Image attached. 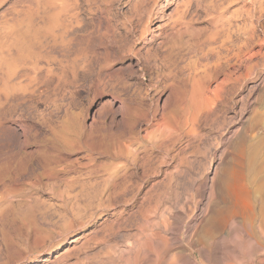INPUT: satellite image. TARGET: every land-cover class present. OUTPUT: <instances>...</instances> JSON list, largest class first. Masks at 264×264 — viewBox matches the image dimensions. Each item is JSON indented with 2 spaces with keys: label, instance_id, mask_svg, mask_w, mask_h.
I'll return each instance as SVG.
<instances>
[{
  "label": "rangeland",
  "instance_id": "rangeland-1",
  "mask_svg": "<svg viewBox=\"0 0 264 264\" xmlns=\"http://www.w3.org/2000/svg\"><path fill=\"white\" fill-rule=\"evenodd\" d=\"M0 264H264V0H0Z\"/></svg>",
  "mask_w": 264,
  "mask_h": 264
},
{
  "label": "bare ground",
  "instance_id": "bare-ground-1",
  "mask_svg": "<svg viewBox=\"0 0 264 264\" xmlns=\"http://www.w3.org/2000/svg\"><path fill=\"white\" fill-rule=\"evenodd\" d=\"M200 91V90H199ZM201 92H203V91H201ZM193 99V98H192ZM191 99V100H192ZM193 101V100H192ZM199 102V101H198ZM197 102V103H198ZM196 103V104H197ZM200 103V102H199ZM205 103V102H204ZM195 103H194V105H196ZM209 104V103H208ZM207 103L206 104H204V106L205 105H208ZM192 106H193V104H192ZM197 106V105H196ZM203 106V105H202ZM194 107V106H193ZM201 107V106H200ZM196 108V110H197V107H195ZM194 108V109H195ZM207 108V107H206ZM200 109V108H199ZM201 110V109H200ZM203 110V109H202ZM202 110H201V112H202ZM193 112V111H192ZM200 112V111H199ZM194 113V112H193ZM196 113H198V111L196 112ZM192 114V113H191ZM195 114V113H194ZM197 115V114H196ZM202 115V114H201ZM199 116H200V113H199ZM197 118V117H196ZM194 120V119H193ZM197 120V119H196ZM193 123V122H192ZM196 124V123H195ZM193 129H194V127H193ZM192 130V129H191ZM188 132L190 133V131L188 130ZM191 132H193V131H191ZM238 149H239V157H240V159H239V165H238V170H232L231 172H229L227 175H226V179H225V183H242L241 181H243V183H244V181L246 182V180H245V177H246V168L244 167V159H245V155H246V149H245V143H242V146L239 148L238 147ZM232 159H233V157H232ZM255 163V160H252V165ZM251 165V166H252ZM227 186H228V189L229 188H231V186L229 185V184H226ZM211 187V186H210ZM211 189H213L212 187H211ZM209 190V191H211L212 192V190ZM215 193V192H214ZM209 194V193H208ZM210 194H212V193H210ZM228 195L230 194V193H227ZM231 194H235V192L234 193H231ZM236 195H238V196H240V198H241V196L243 197H248L249 196V194H248V188H246L245 187V190L242 192V191H240V193H236ZM206 196H209V195H206ZM210 197H212V196H210ZM208 198V197H207ZM237 198V197H236ZM209 199H211V198H209ZM208 199V200H209ZM212 199H214V196H213V198ZM211 199V200H212ZM216 199V198H215ZM237 200H238V198H237ZM241 200H242V198H241ZM215 202H216V200H214ZM211 202V201H210ZM223 202V201H222ZM238 203H239V201H238ZM238 203L236 204V205H238ZM212 204H213V202H212ZM163 229V228H162ZM147 241V240H146ZM150 242V241H149ZM152 243V242H151ZM148 245V244H147ZM144 247H145V245H144ZM148 247H150L149 245H148ZM59 261V260H58Z\"/></svg>",
  "mask_w": 264,
  "mask_h": 264
}]
</instances>
